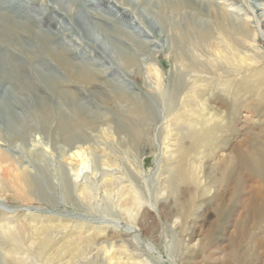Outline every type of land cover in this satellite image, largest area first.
I'll return each instance as SVG.
<instances>
[{
  "label": "rangeland",
  "instance_id": "rangeland-1",
  "mask_svg": "<svg viewBox=\"0 0 264 264\" xmlns=\"http://www.w3.org/2000/svg\"><path fill=\"white\" fill-rule=\"evenodd\" d=\"M22 1H28L26 7L30 17L22 23H28L29 26V21H45L55 5L54 0H17L15 6ZM143 1L134 4L133 0L127 3L122 0H101V3L107 9L132 13L142 9ZM253 1L232 0L241 7L243 13L246 12V5ZM67 2L69 9H74V12L68 18L61 15L54 17L60 24L67 25L78 12V1ZM236 6L226 9L232 11ZM5 7L11 12L15 11L10 6ZM41 12L43 15L37 17ZM92 14L98 13L81 10L80 18L83 21L73 25V31L58 35L54 43L75 37L76 43L77 40L83 41L84 46L99 51L98 45L85 41L88 35H100L96 25L104 23L92 19L89 16ZM169 14L166 5L163 9L166 29L170 30L174 19L180 25L185 23L182 17L184 13L176 15L174 19H170ZM136 20L147 37V46L137 54L143 62L142 66L132 71L131 66H125L115 53L106 54L107 63L111 64L106 77L123 88L122 91L116 86L118 93L116 89L107 92L105 86H87L77 82L78 72L69 76L65 69H60L50 58H46L52 67L48 70L43 69L40 63L25 61L24 56L18 61L25 66L30 80L39 84L44 97L52 102L53 109H56L60 100L49 94L43 86L38 69L45 74L51 72L61 76V81L68 83L67 90L80 95L77 104L85 107L82 115L91 125L82 126L85 128V138L79 139L80 143L75 147L88 158V172L86 170L77 178L76 173L81 167L66 157L73 144H66L59 137L57 122L49 127V132L42 130L37 108L35 116L39 121L40 132L29 134L26 147H15L0 125V156L5 153L15 157L13 164H0V181L9 185L8 191L0 190V264H264V156L257 155V150L264 154V91L258 97L254 85H249V82L253 83L249 75L257 69H264V60L250 68L244 66L242 71L225 65L224 69L229 72L234 69L239 71L234 76H226L227 71H217L222 75L219 77L218 73L215 75L209 69L196 68L190 63L185 71L172 59L173 48L169 49V44L164 43L168 31L158 36L153 31L149 32L138 17ZM152 20L155 25L162 21L160 18ZM119 21L120 26L125 27L130 20ZM49 24L46 22L42 28L35 27L34 31L42 33L50 27L53 29L54 24ZM105 27L110 29V26ZM15 33L20 45L28 49H40V43L27 31ZM102 41L108 43L107 39ZM0 42L9 51L19 53V45L8 43L7 38H1ZM74 43L69 42L67 45L71 47ZM263 45L264 42L260 40L259 46L264 49ZM84 49H78L72 54L73 57ZM149 49L152 56L146 53ZM210 51L209 56L203 57L193 50L192 56L198 61L213 64L211 57L217 56V53L215 49ZM101 54L104 56V53ZM128 57H132L131 53ZM96 59H100V56L97 55ZM72 61L85 64L88 59L83 54ZM254 61V58L250 59V62ZM180 71L186 72L184 81L189 83L181 93L177 82ZM242 77L248 79L244 82ZM227 79L230 82L239 81L232 82L233 85L230 84L228 88L223 87L224 92L215 89ZM99 80L102 82V79ZM202 80L209 83L216 81L215 85L209 87L207 96L198 103L202 107L205 105L207 111L195 110L194 114H188L187 117L180 116V111L190 110L186 109L187 104L183 100L192 93L193 83L198 81V85H203L205 83ZM7 88L8 85L3 84L1 91ZM235 89H239L240 93L242 90L244 97L233 95ZM119 92L126 94L125 99L118 97ZM102 93L108 94L110 100H104L106 97L99 99ZM20 95L25 105L34 103L29 92L21 91ZM242 98L245 102H242ZM142 107L146 108V113L148 108L152 109V115L146 120L136 116V111ZM64 108L66 115L79 124V115L74 114L71 106ZM216 117H225V132L222 133V128L216 126L214 130L218 134L214 137L197 135L196 132L192 134L191 128L197 119L212 121ZM180 122L183 129L179 131L176 123ZM136 134L140 137L136 138L137 141L133 137ZM240 154L250 155V162L239 160ZM260 160L262 165L258 169L260 172L256 171L257 174L248 172L244 166L249 168ZM225 166L230 169V173L223 184L222 170ZM2 170H5V180ZM27 175L34 178L32 182L35 178H42L38 183L44 184L46 193L35 189L16 191L11 188ZM236 180H240V183ZM65 188L68 196L64 193ZM83 189H86L85 195ZM190 201L194 202L187 209ZM148 210L150 217L143 221L142 215ZM141 224L146 225L145 230V227H140ZM46 240L50 243L49 247L41 251L40 246ZM69 244L73 247L65 253L70 248Z\"/></svg>",
  "mask_w": 264,
  "mask_h": 264
},
{
  "label": "bare ground",
  "instance_id": "bare-ground-1",
  "mask_svg": "<svg viewBox=\"0 0 264 264\" xmlns=\"http://www.w3.org/2000/svg\"><path fill=\"white\" fill-rule=\"evenodd\" d=\"M16 1L17 0H0V39L7 38L9 41L8 43L12 42L15 45H19V47H17L18 48L17 51L20 50L18 51L19 53L16 54V52L14 53L12 51H9L10 49H7L8 47L6 48L0 42V70H1V75H0V125L2 129L4 130L5 134L8 136V139L13 140L12 143L15 145V147H20V148L26 147L28 146L29 139H30L29 134L34 133L36 131L38 132L39 121L38 119H36V116H35V109L37 108L40 114V124L42 126V130H45V132L46 130L48 131L49 127L52 126L53 123L57 122L58 123L57 132H58L59 137L66 144H73V148H71L69 153L66 154L65 152V154H66V157H68L69 159L71 158L72 160L78 163L79 167H81L80 171L78 170L76 173L77 178H79L81 174L86 173V170L88 169V158L84 156V154L82 153V150L79 151L75 147L77 144L80 143L79 139L85 138V134H84L85 128L84 127L82 128V126L85 125V126L90 127L91 125L90 121H87L86 118L82 115V113L86 109H84L85 108L84 106L81 107V105L77 104L79 94L74 93L76 91L71 92L67 90L68 88L66 87L68 83L62 82L61 76L51 74V72H49L48 74H45L38 69V76L43 86L48 90L49 94H53L56 98L60 100L59 103H57L56 109H53L52 102L48 101V99L44 97L43 95L44 93L40 89L39 84L30 80L29 76L26 75L25 66L23 64L18 63L20 59H23V56L26 57L25 61H30L31 64L40 63L43 65V69L46 68L47 70L52 68L50 65H48V62L46 61V58L47 59L50 58L57 66L60 67V69H65L68 72L69 76L75 74V72H78L76 81L84 83L87 86H93V85L97 87L105 86L107 88V92L108 90L114 91L115 89L117 91V88L118 89L121 88L123 91V88L121 86L116 85L111 79L106 77V74L109 71L108 66L111 65L110 63H107L108 58H106V56L108 55V53L109 54L115 53L117 57L124 63L125 66H131L130 68L132 69V71H133V68L139 69L142 66L141 64L142 60L139 57H137L138 56L137 54L139 51L142 52L143 48L147 46L145 42L147 37L145 35V32L141 31L140 29L142 26H139L137 24L138 22L137 23L135 22V20L138 17L141 20L144 27H147L149 32L153 31L154 33L158 34V36H162L163 35L162 33H164V31L165 32L168 31L167 37L164 43L169 44L168 46L169 49L173 48L172 59L175 60L176 65L178 64L179 66L184 67L183 70L185 71L189 67V63H190V64H193V66H195L196 68L202 67L205 70L209 69L211 70V72H213V74L215 73V75L218 73L217 71L219 72L227 71L226 76H229L231 74H233L234 76V74L238 73L239 71L234 69L233 71L229 72L228 70L224 69L225 65H228V67L230 66L232 68L234 67L236 69L241 70L244 68V66H248L250 68L252 65H255L259 63L260 61L264 60V49L259 46L260 40L264 42V0H255L253 1L254 3H250L251 5L248 3L246 5L245 13H243L241 7L236 6L237 4L233 3L232 0H144L142 9L138 11L136 8L137 11L134 10V12L132 13H126V12H122V11H118L114 9H107L103 6V3H101V0H90V1L88 0H66V2H64L63 0H54L55 2L54 8L50 10V15L46 18V20L43 22H39V23L29 21V23L31 24L30 26L28 25V23L27 24L22 23L24 19L30 18L29 13H27L28 8L26 7V4L28 1H22L21 3H18V6H15ZM67 1H70V3L74 1L75 2L78 1L79 3L78 12L74 20L66 23L67 25H70L69 27L65 25V23L60 24L56 20V18H54V17H57L58 15L68 18L69 15L74 12V9L72 8L69 9L67 5L68 3ZM122 1L126 3L132 2V0H122ZM140 1L141 0H133L134 4ZM4 3L6 6H10L15 11L11 12L7 10V7H5ZM166 5L170 13L169 14L170 19L172 18L174 19L176 15L184 13L182 17L184 18L185 23L180 25L174 19V23L172 27L170 28V30L166 29L165 23L163 22V9H165ZM235 6L236 8L233 9L232 11H229L226 9L227 7H235ZM81 10H84L86 12H89L90 10L96 11L98 14H92L89 16L92 19H95L96 21L98 20V21H102V23L104 22L103 24L97 23L96 25L97 31L100 33V35L99 34L93 35V36L90 35L91 37L88 35V37L85 39V41L88 43L98 45L99 51L97 49H93L90 46H84L83 41L80 42L77 40L78 43H76L75 37H71L67 40H63L61 43H57V44L54 43V40L58 35L73 31L74 29L73 25H76V24L78 25L79 22H81L82 20L80 18ZM99 11L102 13H99ZM42 15H43V12H41L37 17H41ZM100 16L104 18L100 19ZM154 18L162 19V21L159 22V25H155L152 22L153 21L152 19ZM119 20H126V21L130 20V21L126 23L125 27H121ZM46 22H49L50 23L49 25L54 24L53 29H50L51 28L50 27L48 30L42 31V33L34 31L35 27L42 28V25ZM105 26H108V27L110 26V29ZM204 27H205L204 33H202ZM128 29H130L131 31H129ZM16 31H25V32L27 31V34H29L30 36H33L34 39L40 43L41 47H38L40 49H33V48L28 49L26 48V46L20 45L21 43L19 42V37L15 33ZM75 33L77 34L76 31ZM78 33H79L78 35H80L81 31ZM174 35L176 36V39ZM178 35L180 36L179 38L177 37ZM170 36H172L173 38H170ZM122 37L125 38L126 40H123ZM102 39H107L108 43L105 44L102 41ZM123 41H125L126 44L123 43ZM69 42H75L76 44L74 43L75 45H72L70 47L68 46ZM217 46H219L218 53L216 49ZM247 46H249V48H246ZM82 47L85 49L82 50L79 53V55L83 56L84 54V57L88 59V61H86L85 64L79 63L81 65L75 64L72 60L78 57L79 55H77L76 57H73V55L78 49ZM13 48L15 47L13 46ZM213 49H215L217 53V56L213 55L214 57L213 58L211 57V59L214 62L213 64L207 63L206 61H198L197 58L194 57V55L192 56V53L194 50V52L200 53L203 57H207V55L209 56L208 51L210 50L212 51ZM101 52L104 53V56L101 54ZM150 52L151 51L149 49L147 50L146 53H148L149 56H152ZM130 53L132 57H128V55L130 56ZM245 54L246 55L248 54L250 58L246 56ZM97 55L100 56V59H96ZM252 58L255 59L254 62H250V59ZM205 66L210 67V68H207ZM228 67H226V69ZM156 72L158 73V71ZM29 73H30V70H29ZM185 73L186 72L184 71L183 72L180 71L177 76V80H178L177 82L179 85L180 93L183 92L189 86V83H186L187 81L186 82L184 81L185 78L183 76L185 75ZM126 74H129V73H126ZM223 75L225 74L223 73ZM221 76L222 75L219 74V77ZM239 76H242V75H239ZM249 76L252 77V78L250 77L249 79L250 81L251 79H253L252 80L253 83H250L248 81L249 85L250 84L254 85L255 91L257 92L256 96L260 97V94H262L264 91V69H260V70L257 69L255 72L252 73V75H249ZM236 77L238 76H235L234 78ZM99 79H102V82ZM246 79L243 78L242 80L244 81ZM238 81L239 80L235 82L237 83ZM201 82L202 83L204 82L206 85L205 84L198 85L197 84L198 81L196 82V84L193 83L194 87H193L192 93L188 95L187 97H185L183 100L187 104L186 109H190V110H187L189 113L186 110L183 112L180 111L179 113L180 116L187 117L188 114L189 115L191 113L194 114L195 110L199 112L207 111V108L205 105H203V103H202L203 107L200 106L201 103L200 104L198 103H199V100L202 97H204L208 93V91H210L209 87L215 85L216 81L215 83L214 82L209 83L204 80H202ZM232 82H230V80L228 81L227 79V81H225L224 83H220L221 85L219 87H216L215 89H217L218 91L223 90L224 92V88L230 87V84L233 85ZM95 83L97 85H95ZM3 84L8 85V88L5 89L4 92L3 90L1 91V87ZM21 91L29 92V95H32L34 99V103L33 104L30 103V106L25 105L24 104L25 101L23 97H21L20 95ZM225 92H227V90H225ZM119 93H120V96L118 97L120 99L121 98L125 99L126 94L123 92H119ZM233 93H234L233 95H236L237 97L238 96L244 97L242 95V90L240 93L239 89H235ZM250 94L253 95L252 93ZM107 95L108 94L106 93H102L101 94L102 97L99 96V99L100 98L103 99L104 97H106L104 100H106L107 98L110 100L109 95L108 96ZM246 96L248 97V95ZM244 99L247 100V98H244ZM243 101L244 100L242 98V102ZM193 104L195 107H193ZM69 106H71V109L74 112V114L77 113V115H79L78 117L80 119L79 124L76 123V120L74 118L72 119L70 116L66 115V111L64 107L67 108ZM145 110H146L145 107H142L141 110L139 111L137 110L136 116L138 117L140 116V119L146 120L147 118L150 117V115H152V109L148 108L147 113L145 112ZM202 116H205V115L203 114ZM211 120L212 121H209L206 118L200 119V120L197 119V121H195V123L193 124L191 128L193 132L192 134H195L196 132L198 133L197 135H201V136L211 135L212 137H214L216 134H218V133H215V130H214V127L216 126L222 128V131H221L222 133L225 132L223 131V129L225 130V127H227V125L225 124V121H226L225 117H218V118L216 117ZM176 127L178 128L177 130L179 131L183 129L182 122H180L179 124L176 123ZM199 128H201L202 131L201 130L200 132L197 131V129ZM203 128H206V129H203ZM136 135L133 136L135 141H137L136 138L139 137L138 134ZM258 152L259 154L257 155H259L260 157L264 156V154H262L260 150H257V153ZM249 158H251L250 155L247 157L246 155L240 154L238 159L241 160L242 162L243 160H246L248 162ZM13 159H15V157H10L6 155L5 153H3L0 156V164H3V162H6L7 164H13ZM17 159L18 158H16V160ZM255 159L257 158L255 157ZM249 164L250 163H248V165ZM261 165H262V162L260 160L257 162L256 165L251 164L249 168L246 167L247 165H244V166L246 169H248L247 170L248 172L250 173L255 172V174H257L256 171L260 169ZM230 166L233 167V165H230ZM227 167L224 168V170H222L223 179L221 181L223 184L227 181V178H229L228 175L230 173V169ZM2 171L4 173L3 179L5 180V172H4L5 170H2ZM38 178H35L34 182H32L31 179H34V178L27 175V177L21 178L22 180H19L16 185L13 184L11 188H13L16 191L17 189L19 191L35 189V191L40 190L41 192L43 191V193H46V188L43 186L44 184L41 185V183H38V181H41L42 178L41 179H38ZM48 184L51 187L52 184L50 181H48ZM65 185H66V182H65ZM8 186L9 185L5 184L3 181H0V190L8 191L9 190ZM83 190H84L83 191V194H84L86 192V189H83ZM64 193L66 196H68V191L66 190V188L64 190ZM193 202L190 201V203L187 205V209H190L191 203ZM160 214L163 216L162 211ZM149 217H150L149 210L144 212L142 215L143 221H146V219H149ZM140 227L142 228L145 227L144 230L146 229L145 224L144 225L141 224ZM253 239L255 240V237ZM126 242H128V240ZM49 244L50 243L48 240L43 242L40 246L41 251H45V249L49 247L48 246ZM72 247L73 245L70 246V248H67L65 250V253L70 251Z\"/></svg>",
  "mask_w": 264,
  "mask_h": 264
}]
</instances>
